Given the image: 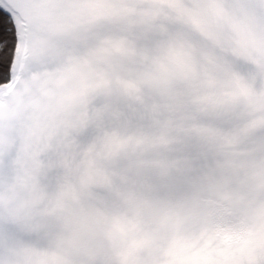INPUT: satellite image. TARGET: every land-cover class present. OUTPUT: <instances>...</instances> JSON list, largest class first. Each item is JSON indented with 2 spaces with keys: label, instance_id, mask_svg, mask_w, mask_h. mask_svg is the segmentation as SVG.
<instances>
[{
  "label": "clouds",
  "instance_id": "1",
  "mask_svg": "<svg viewBox=\"0 0 264 264\" xmlns=\"http://www.w3.org/2000/svg\"><path fill=\"white\" fill-rule=\"evenodd\" d=\"M21 3L0 264H264V0Z\"/></svg>",
  "mask_w": 264,
  "mask_h": 264
},
{
  "label": "snow or ice",
  "instance_id": "2",
  "mask_svg": "<svg viewBox=\"0 0 264 264\" xmlns=\"http://www.w3.org/2000/svg\"><path fill=\"white\" fill-rule=\"evenodd\" d=\"M23 15L21 0H0V82L8 78Z\"/></svg>",
  "mask_w": 264,
  "mask_h": 264
},
{
  "label": "trees",
  "instance_id": "3",
  "mask_svg": "<svg viewBox=\"0 0 264 264\" xmlns=\"http://www.w3.org/2000/svg\"><path fill=\"white\" fill-rule=\"evenodd\" d=\"M3 82V81H2Z\"/></svg>",
  "mask_w": 264,
  "mask_h": 264
}]
</instances>
